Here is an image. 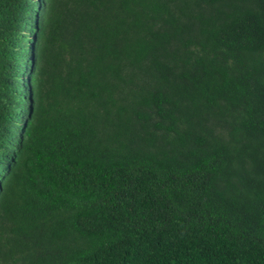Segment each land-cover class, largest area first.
<instances>
[{
    "label": "trees",
    "instance_id": "16d2710c",
    "mask_svg": "<svg viewBox=\"0 0 264 264\" xmlns=\"http://www.w3.org/2000/svg\"><path fill=\"white\" fill-rule=\"evenodd\" d=\"M0 264H264V0H0Z\"/></svg>",
    "mask_w": 264,
    "mask_h": 264
}]
</instances>
